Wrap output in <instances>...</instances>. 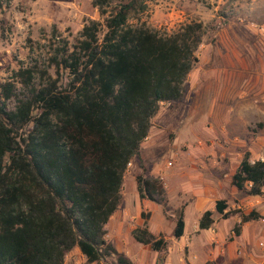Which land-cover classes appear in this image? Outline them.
<instances>
[{"label":"trees","instance_id":"obj_1","mask_svg":"<svg viewBox=\"0 0 264 264\" xmlns=\"http://www.w3.org/2000/svg\"><path fill=\"white\" fill-rule=\"evenodd\" d=\"M112 2L92 0L104 22L87 21L75 44L58 48L55 79L36 86L32 67L13 74L28 90L13 110L7 102L15 96V84H0V264H64L75 248L86 264L111 259V264H133L106 240L105 227L120 204L127 166L140 153L160 104L183 97L203 26L187 24L160 35L145 24H128L132 14L145 11L144 0H121L107 14ZM59 70L67 73L65 82ZM263 126L251 130L248 143ZM231 182L248 195L263 196L264 160L251 161V154L243 153ZM136 189L140 199H163L156 178L136 176ZM215 208L222 214L225 201ZM141 215L143 224L131 235L163 264L167 241L155 237ZM211 216L202 214L199 229L210 228ZM259 218L255 212L240 213L241 223ZM183 232L180 210L174 238ZM233 233L239 234L238 226Z\"/></svg>","mask_w":264,"mask_h":264},{"label":"rangeland","instance_id":"obj_2","mask_svg":"<svg viewBox=\"0 0 264 264\" xmlns=\"http://www.w3.org/2000/svg\"><path fill=\"white\" fill-rule=\"evenodd\" d=\"M120 1L113 0L107 7V14ZM144 3L145 11L132 14L129 25L145 24L160 35L175 34L187 24L201 23L203 26L202 42L195 52L198 61L184 83L183 97L177 102L160 104L151 120L149 138L124 173L121 201L111 220L132 229L142 224V212L147 220L151 216L152 229L159 227L167 233L173 229L183 205L170 214L169 201H177L176 182L169 178L172 182L168 200L167 178L165 181L162 170H157L166 161H175L179 150L188 151L187 143L183 144L185 139L180 138L186 135L183 129L186 121L200 133L197 148H211L215 156L225 152L231 160L238 158L237 152L241 151L227 147L224 120L225 114L230 112L226 119L231 116L242 127L243 121L253 117L251 113H243L248 109L246 105L251 103L256 107L260 104L254 98L256 91L252 83L256 82L252 80L264 63V0H144ZM89 20L104 22L92 6V0H0V84L7 81L15 84V96L7 102L10 110L28 96V90L13 74L21 67H32L36 86L48 78L55 79L58 68L53 60L58 48L65 42L75 44ZM59 72L65 82L67 73ZM213 110L216 118L209 115ZM240 129L237 124L230 125L229 135L232 131L241 135ZM139 174L160 180L165 197L160 201L158 196H154L155 201L140 199L135 181ZM244 196L245 191L238 195ZM237 201L230 205L231 211H237ZM187 205L184 218L190 229L201 214L194 202ZM165 236L171 243L173 236ZM135 244L133 249L140 246ZM135 253L133 250V255ZM78 254L66 259V264H86ZM155 256L152 261L148 259L147 264H157L158 255ZM172 259L173 264H181L179 254H173ZM111 263L112 259L106 261V264Z\"/></svg>","mask_w":264,"mask_h":264},{"label":"crops","instance_id":"obj_3","mask_svg":"<svg viewBox=\"0 0 264 264\" xmlns=\"http://www.w3.org/2000/svg\"><path fill=\"white\" fill-rule=\"evenodd\" d=\"M263 64L259 66V71L256 72L252 80L256 82L252 83L255 86L253 89L256 91L254 98L259 100L260 104L255 107L250 105L251 103H248L246 105L248 106L247 111H243V113H251L253 115L252 119L243 121L241 127L240 124L230 118L231 116L226 119L227 114L230 112L225 114L224 128L225 139L227 141L225 143L232 150L236 148L241 150L237 152L238 158L235 157V159L231 160L226 156L225 152H220L218 156H215L211 148H197L200 133L196 132V127L190 121H186L183 126L186 135L180 136V138L185 139L183 144L187 143L189 147L188 151L179 150L176 154L175 161L170 160L168 163L166 161L157 170H162L161 172L164 175L165 181L167 178L166 191L168 200L169 184L172 182L169 181V178L174 179L176 182L177 201L176 203H170L169 201V205L171 206L170 214L175 212L173 211L174 209L183 205V209L181 210L183 211L184 220L183 236L178 239L173 236L175 224L173 229L165 233L159 227L152 229V225L150 226L151 216L147 220L149 231L155 237H162L163 235V238L167 241L163 264H173L172 257L175 253L179 254L181 264H207L209 261L214 264H264V195L251 196L246 194V196L240 198L238 195L242 191L233 186L231 182L243 153L248 151L251 154V161L264 160V126L257 129L255 138L251 143L247 141V135L251 130L256 128L259 123L264 124ZM213 111H209V115L216 118L214 116L216 112ZM234 124H237L239 129L241 128V135L236 134L234 131H232V135H229L228 127ZM151 131L152 126L149 134H151ZM148 138L149 136L141 144L140 151H142L144 142ZM200 144L202 145L201 142ZM129 166H131V163H129ZM249 187L250 183L246 184V189H249ZM262 192L264 194V183L262 185ZM163 197H165V193ZM219 200H223L226 203V208L222 214H219L215 208L216 202ZM235 200H238L236 206L237 211H231L230 205L235 204ZM191 202H194L199 208L197 209L201 215L189 229L185 223L184 211L188 206L187 204ZM205 211L212 213L211 218L213 222L209 229H199L198 222ZM250 212L257 213L260 218L258 220L241 223L240 213L248 214ZM224 214L227 215L224 216ZM114 215H116V212L109 219L105 229L107 231L106 240L112 244L116 252L126 256L133 264H147L148 259L151 261L155 259V255L158 254L152 251L147 245L140 244L138 248L133 249L137 242L133 239L131 232L136 227L129 229L123 223H112L111 220ZM162 216L165 220H168L163 214ZM235 226L239 227L238 235L233 233ZM168 234L173 236L171 243H168L170 239L168 236H165ZM184 249L185 251L183 252ZM133 250L136 251L134 255ZM77 253H80L77 248L69 252L65 256L64 264H66V259L71 258ZM78 255H80L81 259L84 258L81 253Z\"/></svg>","mask_w":264,"mask_h":264},{"label":"built area","instance_id":"obj_4","mask_svg":"<svg viewBox=\"0 0 264 264\" xmlns=\"http://www.w3.org/2000/svg\"><path fill=\"white\" fill-rule=\"evenodd\" d=\"M169 165H170V163H169Z\"/></svg>","mask_w":264,"mask_h":264}]
</instances>
